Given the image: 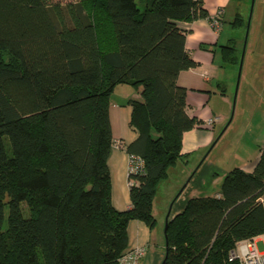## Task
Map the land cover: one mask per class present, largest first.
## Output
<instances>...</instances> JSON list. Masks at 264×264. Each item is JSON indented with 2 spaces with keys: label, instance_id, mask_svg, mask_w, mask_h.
Instances as JSON below:
<instances>
[{
  "label": "trees",
  "instance_id": "1",
  "mask_svg": "<svg viewBox=\"0 0 264 264\" xmlns=\"http://www.w3.org/2000/svg\"><path fill=\"white\" fill-rule=\"evenodd\" d=\"M198 18H210L203 0H0V264H118L128 221L155 225L156 186L200 123L177 83L197 65L178 22ZM121 83L139 94L127 100L137 137L122 146L145 171L128 175L119 211L107 157ZM257 235L263 148L251 172L229 169L217 195L188 198L167 221L163 264H239L230 250Z\"/></svg>",
  "mask_w": 264,
  "mask_h": 264
},
{
  "label": "crops",
  "instance_id": "2",
  "mask_svg": "<svg viewBox=\"0 0 264 264\" xmlns=\"http://www.w3.org/2000/svg\"><path fill=\"white\" fill-rule=\"evenodd\" d=\"M253 4L254 13L249 17L250 0H203L209 15L221 9V26L217 31L207 18L178 22L187 30L185 47L197 65L181 70L177 83L186 88L188 114L196 116L200 123L182 135V157L170 168H178L173 179L156 188L152 204L155 225L149 228L138 219L127 223L126 249L143 248L138 264H160L165 249L166 218L169 220L180 212L188 198L217 195L229 169L239 167L251 172L264 146V0H254ZM236 13L241 21L234 17ZM230 41L233 56L224 59L222 45ZM137 97V90L126 83L115 86L110 96L108 112L113 143L107 165L111 204L119 211L130 207L128 152L123 146L137 137V131L129 123L131 106L127 104L129 98ZM233 126H242L246 133L255 136L252 146L247 148V156L227 166L217 159L219 152L215 146L219 137ZM169 171L164 180L169 179ZM182 175L188 178L180 186ZM258 236L262 235L253 240Z\"/></svg>",
  "mask_w": 264,
  "mask_h": 264
},
{
  "label": "built area",
  "instance_id": "3",
  "mask_svg": "<svg viewBox=\"0 0 264 264\" xmlns=\"http://www.w3.org/2000/svg\"><path fill=\"white\" fill-rule=\"evenodd\" d=\"M221 9H217L210 15L209 22L215 31L221 26ZM208 124L210 122H207ZM264 150V146H263ZM127 168L128 175L143 173L145 171L144 158L136 153H127ZM136 180L131 177L128 179V184H134ZM143 255V248L135 246L126 249L118 257V264H138L139 258ZM237 258L239 264H264V250L258 251L253 238L243 239L230 250L229 259Z\"/></svg>",
  "mask_w": 264,
  "mask_h": 264
},
{
  "label": "rangeland",
  "instance_id": "4",
  "mask_svg": "<svg viewBox=\"0 0 264 264\" xmlns=\"http://www.w3.org/2000/svg\"><path fill=\"white\" fill-rule=\"evenodd\" d=\"M254 2V1H253ZM254 4H253V8L251 11V13H254ZM117 93L115 92V94L113 95V100H115ZM221 130V129H220ZM255 135H252L251 133H246L244 128L242 126H240L239 128L233 126L228 128L223 135H221V137H219L217 144H216V151L219 152L218 153V157L217 159L219 160L220 163L222 164H227V166H233L234 163H236L239 159H241L242 157L247 156L248 154V147L252 146V138ZM221 149V150H218ZM178 168H173L170 169V177L168 180H160L157 184V186H159L160 183H168L170 180L173 179V177L176 174V170ZM182 178L181 181V185L184 183V181L188 178V176H181L180 180ZM166 181V182H163ZM156 186V188H157ZM180 188V187H179ZM161 191H164V187L161 188ZM155 197V196H154ZM154 200V199H153ZM255 245L258 251H263L264 250V238L263 236H258L256 238L255 241Z\"/></svg>",
  "mask_w": 264,
  "mask_h": 264
},
{
  "label": "water",
  "instance_id": "5",
  "mask_svg": "<svg viewBox=\"0 0 264 264\" xmlns=\"http://www.w3.org/2000/svg\"><path fill=\"white\" fill-rule=\"evenodd\" d=\"M253 1H254V0H250L249 17H250V13H251V10H252V7H253ZM248 22H249V19H248ZM248 22H247V24H248ZM246 32H247V27H246V31H245V37H246ZM240 64H241V62H240ZM238 69H240V65H239V68H238ZM167 221H168V220H167V218H166L165 223H164V228H163V234H164V240H165V249H164L163 259H162V261H161L160 264H163L164 257H165V255H166L167 243H166L165 232H166V228H167Z\"/></svg>",
  "mask_w": 264,
  "mask_h": 264
}]
</instances>
